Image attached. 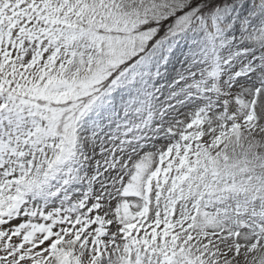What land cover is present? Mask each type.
I'll use <instances>...</instances> for the list:
<instances>
[{"label": "snow or ice", "instance_id": "1", "mask_svg": "<svg viewBox=\"0 0 264 264\" xmlns=\"http://www.w3.org/2000/svg\"><path fill=\"white\" fill-rule=\"evenodd\" d=\"M0 264H264V0H0Z\"/></svg>", "mask_w": 264, "mask_h": 264}]
</instances>
